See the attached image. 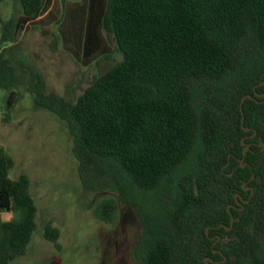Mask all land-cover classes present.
Listing matches in <instances>:
<instances>
[{
    "label": "trees",
    "instance_id": "1",
    "mask_svg": "<svg viewBox=\"0 0 264 264\" xmlns=\"http://www.w3.org/2000/svg\"><path fill=\"white\" fill-rule=\"evenodd\" d=\"M12 1L2 121L24 87L65 124L83 191L115 192L136 213L137 263L264 264V0H64L60 16L56 0L43 16L46 0ZM51 23L82 66L120 53L75 100L14 51L23 30ZM12 166L0 145V212L18 216L0 223V264L37 229L30 178ZM98 210L107 221L116 204ZM43 236L59 247L51 222Z\"/></svg>",
    "mask_w": 264,
    "mask_h": 264
},
{
    "label": "rangeland",
    "instance_id": "2",
    "mask_svg": "<svg viewBox=\"0 0 264 264\" xmlns=\"http://www.w3.org/2000/svg\"><path fill=\"white\" fill-rule=\"evenodd\" d=\"M50 2L46 0V7ZM56 7L58 14L62 0H56ZM16 8L12 0H0V34L2 21ZM47 27L46 35L36 27L23 30L14 49L16 55L42 72L47 91L75 100L94 76L120 58L114 49L109 58L82 66L62 48L56 25ZM107 39L113 47L109 34ZM14 90L17 102L10 109V119L4 122L8 91L0 88V145L13 159L9 177L25 173L30 178L38 214L37 229L26 253L11 264H138L133 255L141 231L136 213L118 203L115 192L83 191L65 124L52 112L36 107L24 87ZM106 201L114 202L116 210L104 221L98 206ZM17 218L16 212L0 214V223ZM48 222L59 230V247L43 236Z\"/></svg>",
    "mask_w": 264,
    "mask_h": 264
},
{
    "label": "crops",
    "instance_id": "3",
    "mask_svg": "<svg viewBox=\"0 0 264 264\" xmlns=\"http://www.w3.org/2000/svg\"><path fill=\"white\" fill-rule=\"evenodd\" d=\"M64 0H62V3H63ZM55 2V0H51V2L49 3V5L46 7L45 5V8H44V11L42 13V16L45 15L49 10L52 9V6H53V3ZM19 8V7H18ZM57 9V7H56ZM56 9H54V12H56ZM58 16H60L59 14H57ZM58 34V33H57ZM59 36V35H58ZM60 39V38H59ZM9 212H0V214H7L8 215Z\"/></svg>",
    "mask_w": 264,
    "mask_h": 264
}]
</instances>
